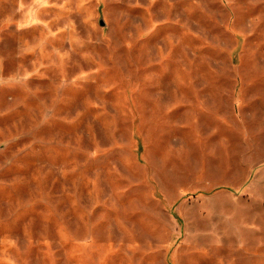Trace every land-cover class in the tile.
I'll return each mask as SVG.
<instances>
[{"label":"rangeland","instance_id":"1","mask_svg":"<svg viewBox=\"0 0 264 264\" xmlns=\"http://www.w3.org/2000/svg\"><path fill=\"white\" fill-rule=\"evenodd\" d=\"M0 264H264V0H0Z\"/></svg>","mask_w":264,"mask_h":264}]
</instances>
